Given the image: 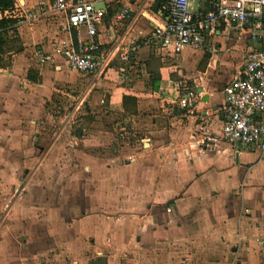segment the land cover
Masks as SVG:
<instances>
[{"label":"crops","instance_id":"crops-1","mask_svg":"<svg viewBox=\"0 0 264 264\" xmlns=\"http://www.w3.org/2000/svg\"><path fill=\"white\" fill-rule=\"evenodd\" d=\"M11 1L36 13L50 0ZM120 2L99 3L105 16L96 39L105 46L129 39L113 18ZM66 20L47 11L0 26V264H41L56 256L58 241L68 258L106 257L105 264H264V157L221 136L223 87L260 38L220 25L206 51L160 56L142 45L131 51L125 78L114 70L86 81L60 54L64 43L88 38ZM152 27L141 19L131 36ZM74 88L93 113H125L124 96L139 109L162 91L172 98L160 100L164 117L142 150L109 160L80 151L85 139L42 135L46 101ZM186 89L197 94L194 106L175 111Z\"/></svg>","mask_w":264,"mask_h":264},{"label":"built area","instance_id":"built-area-1","mask_svg":"<svg viewBox=\"0 0 264 264\" xmlns=\"http://www.w3.org/2000/svg\"><path fill=\"white\" fill-rule=\"evenodd\" d=\"M100 2L50 0L47 5L40 2L36 13L14 4L0 9V21L20 18L32 21L47 11L64 12L66 28L83 27L88 38L64 43L60 54L70 70L98 77L105 76L116 60L129 64L131 51L142 45L160 56L179 55L186 49L206 51L218 26L247 29L249 38L253 41L260 38L262 44L247 51L241 72L223 87L221 136L236 151L256 152L264 157V0H121L113 18L125 25L129 39L126 43L119 40L108 46L96 39L98 26L105 16L103 7H95ZM157 2L160 14L154 12ZM141 19L151 22L153 27L134 39L132 28ZM45 59L40 56L39 63ZM196 97L193 89H186L179 96L180 108L191 110Z\"/></svg>","mask_w":264,"mask_h":264},{"label":"rangeland","instance_id":"rangeland-1","mask_svg":"<svg viewBox=\"0 0 264 264\" xmlns=\"http://www.w3.org/2000/svg\"><path fill=\"white\" fill-rule=\"evenodd\" d=\"M193 5L194 3L192 7ZM114 70L121 73L125 78L127 70H129L128 64L124 65L116 60L111 64L106 75ZM83 76V78L88 79L86 81L103 78V76L98 77L90 74ZM186 77L192 79L193 72H188ZM188 78H181L178 88L182 89L184 79ZM73 91L71 96L59 93L57 97L47 100L44 104L45 117L43 118L44 128L42 129L44 139H52L58 134H61L62 139H85V144L84 142L79 144L80 151L85 148L87 154L98 153L109 160L114 158L128 159L136 152L135 148L142 150V143L147 141V137L152 136V132L161 122L160 119L164 117L162 110H164L165 104L160 100L166 98V95L172 98L168 91H162L163 93L148 97V101H145L142 109L136 105L131 113L118 112L111 108H101L102 111L93 113L88 109L86 102L83 101L80 104V91L78 89ZM172 103L174 110H179L180 106L177 101ZM57 231H62L59 226H57ZM55 249L57 252L54 258L44 257L40 263L105 264L106 262V257L97 258L92 257V255L68 258L64 241H58Z\"/></svg>","mask_w":264,"mask_h":264},{"label":"trees","instance_id":"trees-1","mask_svg":"<svg viewBox=\"0 0 264 264\" xmlns=\"http://www.w3.org/2000/svg\"><path fill=\"white\" fill-rule=\"evenodd\" d=\"M12 6L11 0H0V9L9 8ZM6 22L5 20L0 21V26ZM123 109L126 113H131L136 108V99L132 96H124L122 98Z\"/></svg>","mask_w":264,"mask_h":264},{"label":"water","instance_id":"water-1","mask_svg":"<svg viewBox=\"0 0 264 264\" xmlns=\"http://www.w3.org/2000/svg\"><path fill=\"white\" fill-rule=\"evenodd\" d=\"M156 5L158 6V2ZM100 6H102V5H100V4L95 5V7H100Z\"/></svg>","mask_w":264,"mask_h":264}]
</instances>
